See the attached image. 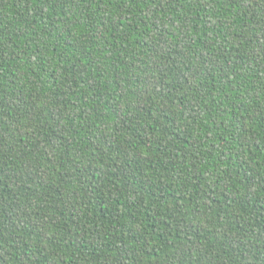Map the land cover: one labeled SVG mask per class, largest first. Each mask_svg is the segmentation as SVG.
<instances>
[{
	"label": "trees",
	"instance_id": "trees-1",
	"mask_svg": "<svg viewBox=\"0 0 264 264\" xmlns=\"http://www.w3.org/2000/svg\"><path fill=\"white\" fill-rule=\"evenodd\" d=\"M0 264H264V0H0Z\"/></svg>",
	"mask_w": 264,
	"mask_h": 264
}]
</instances>
